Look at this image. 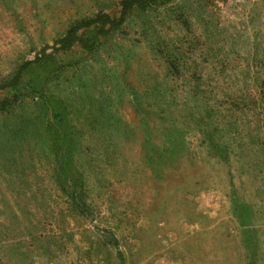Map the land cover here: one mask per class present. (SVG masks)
Instances as JSON below:
<instances>
[{
    "label": "rangeland",
    "instance_id": "374dc122",
    "mask_svg": "<svg viewBox=\"0 0 264 264\" xmlns=\"http://www.w3.org/2000/svg\"><path fill=\"white\" fill-rule=\"evenodd\" d=\"M0 264H264V0H0Z\"/></svg>",
    "mask_w": 264,
    "mask_h": 264
},
{
    "label": "trees",
    "instance_id": "16d2710c",
    "mask_svg": "<svg viewBox=\"0 0 264 264\" xmlns=\"http://www.w3.org/2000/svg\"><path fill=\"white\" fill-rule=\"evenodd\" d=\"M154 0H119V6L121 9H131L135 8L138 9V7H144L146 4H151ZM74 40V37H70L69 32L64 35V41L63 44L68 46L70 45ZM87 50H90L86 48Z\"/></svg>",
    "mask_w": 264,
    "mask_h": 264
}]
</instances>
